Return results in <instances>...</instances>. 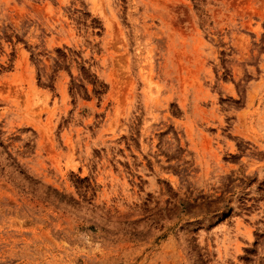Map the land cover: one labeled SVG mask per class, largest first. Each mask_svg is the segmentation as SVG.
Instances as JSON below:
<instances>
[{"label": "rangeland", "instance_id": "1", "mask_svg": "<svg viewBox=\"0 0 264 264\" xmlns=\"http://www.w3.org/2000/svg\"><path fill=\"white\" fill-rule=\"evenodd\" d=\"M0 264H264V0H0Z\"/></svg>", "mask_w": 264, "mask_h": 264}]
</instances>
